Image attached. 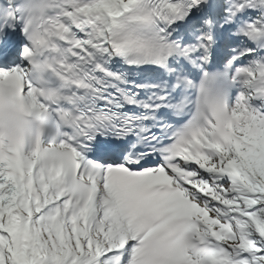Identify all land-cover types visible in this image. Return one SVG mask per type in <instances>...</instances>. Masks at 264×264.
<instances>
[{
  "label": "snow or ice",
  "instance_id": "obj_1",
  "mask_svg": "<svg viewBox=\"0 0 264 264\" xmlns=\"http://www.w3.org/2000/svg\"><path fill=\"white\" fill-rule=\"evenodd\" d=\"M0 264H264V0H0Z\"/></svg>",
  "mask_w": 264,
  "mask_h": 264
}]
</instances>
